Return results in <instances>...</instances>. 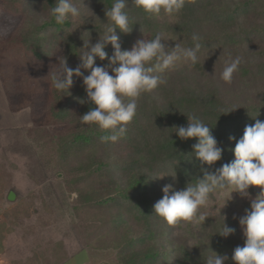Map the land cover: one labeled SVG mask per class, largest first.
I'll use <instances>...</instances> for the list:
<instances>
[{"label":"trees","instance_id":"16d2710c","mask_svg":"<svg viewBox=\"0 0 264 264\" xmlns=\"http://www.w3.org/2000/svg\"><path fill=\"white\" fill-rule=\"evenodd\" d=\"M17 1L23 7H33L37 16L30 17L33 10L25 15L15 40L38 59L46 57L55 46L72 68L81 64L75 54L84 47L83 38L87 40L89 34L90 44L97 42L101 23L108 22L105 10L113 2L82 0L90 1L93 9L81 8L80 19L60 26L49 15V6L55 0H40L41 7L36 6L39 0ZM126 2L131 8L132 0ZM43 11H48L46 16ZM130 16L132 32L122 34L116 30L122 50H128L132 38L150 39L156 33L162 34L166 51L182 41L183 46L190 47L195 32L202 38L200 61L194 67L179 66L170 71L165 85L144 94L125 136L115 143L103 142L101 137L107 133L80 122V116L96 107L87 102L83 80L69 89L71 95L62 96L54 89L51 119L67 123L73 134L61 147L60 168L71 175L75 170L67 166L73 161L78 163V179L67 180L81 204L76 211L94 220L102 216L100 228L113 234L117 264H206L212 252L227 255L226 264H235L232 254L237 246L244 245L245 238L243 234L220 236L223 224L217 218L211 217L207 227L195 228L196 240L188 249L164 248L157 243L158 239L163 243L168 225L154 214V204L164 194L153 195L161 180L153 177L176 168L175 181L170 176L164 179L172 189L183 190L188 183L202 178V169L215 172L232 162L233 150L245 127L254 125L257 119L264 121V0H186V7L175 17L148 19L135 7ZM105 51L111 56L114 49L108 45ZM237 56L241 64L234 79L247 84L255 99L243 111L227 113L225 110L231 108L211 75L221 73L225 61ZM95 65L107 67L108 61L97 57ZM81 71L84 76L90 74L83 68ZM81 100L86 102L82 104ZM71 104L76 107L72 113L68 109ZM191 114L212 127L211 134L223 149L222 159L212 167L193 155L195 139L181 140L172 134L171 128L186 126V115Z\"/></svg>","mask_w":264,"mask_h":264},{"label":"rangeland","instance_id":"374dc122","mask_svg":"<svg viewBox=\"0 0 264 264\" xmlns=\"http://www.w3.org/2000/svg\"><path fill=\"white\" fill-rule=\"evenodd\" d=\"M36 6L41 7L40 0ZM79 6L93 9L90 1ZM33 9L17 0H0V264H117L113 234L100 228L102 216L94 220L76 211L81 204L67 180L78 179V163L67 166L75 170L71 175L60 168L61 147L73 136L67 123H57L50 115L54 105L51 72L62 53L54 46L38 59L15 40L25 15ZM43 13L46 16L48 11ZM33 16H37L34 10ZM140 39L132 38L128 50ZM211 77L231 109L243 111L254 101L247 84L234 78L226 84L218 72ZM80 80L75 78L72 87ZM68 109L72 113L76 107L71 104ZM165 185L164 178L158 181L153 195L163 194ZM249 193L256 198L260 189L250 187ZM232 195L221 215L238 237L243 234L239 218L250 208V200ZM227 199V194L215 196L201 210L208 217L203 226L207 227L211 217L223 224L218 209ZM197 226H168L163 243L159 239L157 243L188 249L196 240Z\"/></svg>","mask_w":264,"mask_h":264},{"label":"clouds","instance_id":"9594fccd","mask_svg":"<svg viewBox=\"0 0 264 264\" xmlns=\"http://www.w3.org/2000/svg\"><path fill=\"white\" fill-rule=\"evenodd\" d=\"M78 3L82 6V0H55V4L49 6V15L56 25L75 22L81 18ZM132 7L141 10L148 19L175 17L186 7V0H132ZM131 8L126 0H113L105 10L108 22L101 23L102 32H99L97 42L90 44L87 32L88 39L82 37L84 47L75 54L81 64L72 68L68 66L67 58L61 56L56 70L51 72V86L62 96L71 95L69 89L73 86L74 76L82 77L87 102L96 107L80 116V122L90 127L97 126L107 133L101 137L105 143H115L124 137L127 126L136 117L139 99L165 85L170 71L179 66H196L203 47L201 36L194 32L191 35L192 46H183L182 41L166 51L162 34L156 33L150 39L137 40L131 50H122L116 30L122 34L132 32ZM108 45L114 49L111 56L105 51ZM97 57L101 61L107 60V67L96 66ZM240 64L239 56L225 61L220 73L221 80L231 84ZM81 68L90 71V74L84 76ZM85 102L80 101L82 104ZM234 110L225 111L230 113ZM186 116L187 125L173 126L172 134L175 133L181 140L195 139L193 155L202 164L212 167L222 159L223 153L211 134L212 127L195 114ZM233 151L235 158L232 162L223 164L215 172L202 169V178L188 183L183 190L173 191L172 185H165L163 197L154 204V214L170 227H177L181 223L203 225L208 217L201 210L215 196L227 194L224 206L218 209L223 218L218 234L228 238L235 233V229L226 225V216L221 215V210L236 193L250 200V208L239 218L245 242L242 247L234 249L232 260L235 264H264V121L257 119L254 125L246 126ZM166 176L175 181L176 168H170L167 173L153 178L163 179ZM250 187L260 189L256 198L250 196ZM228 259L227 255L212 252L206 264H226Z\"/></svg>","mask_w":264,"mask_h":264},{"label":"water","instance_id":"95a60500","mask_svg":"<svg viewBox=\"0 0 264 264\" xmlns=\"http://www.w3.org/2000/svg\"><path fill=\"white\" fill-rule=\"evenodd\" d=\"M11 196H12V195L10 194V195H9V199H10V200L12 199V197H11Z\"/></svg>","mask_w":264,"mask_h":264}]
</instances>
